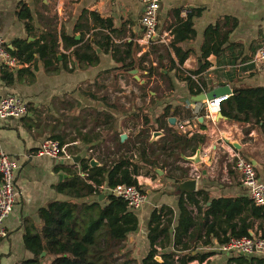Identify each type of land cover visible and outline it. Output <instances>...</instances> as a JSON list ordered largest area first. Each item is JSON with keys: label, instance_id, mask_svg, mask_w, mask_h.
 <instances>
[{"label": "crops", "instance_id": "crops-1", "mask_svg": "<svg viewBox=\"0 0 264 264\" xmlns=\"http://www.w3.org/2000/svg\"><path fill=\"white\" fill-rule=\"evenodd\" d=\"M84 13L86 19L83 18L74 31ZM142 13L143 0H0V37L9 52L16 50L17 41H25L26 44L38 41L39 45H43L44 41L50 42V36L54 35L60 56L53 65L56 68L54 73L46 72L40 60L19 64L15 70L7 69L14 73L12 85L3 81L0 68V100L16 96L28 105L26 116L0 120V151L16 167V194L13 211L4 224L7 237L0 241V264H23L33 258L25 247V233L41 229L39 211L49 204L67 202L90 207L83 213L87 218L85 222L96 214L98 208L107 205L106 193L76 198L59 189L67 188V183L75 175L84 179L79 175L83 160L89 163L94 159L99 167L111 151L124 152V148L130 146L142 129L144 116L149 122L150 138L147 143L154 150V154H147L153 159L161 146L166 144V133L169 131L187 137L193 134L202 136L204 143L197 148L200 153L198 163L187 161L186 158L193 157L195 153L190 156L186 151L185 156L178 153L182 155L179 156L182 160H168L172 168L166 166L151 170L139 166L142 170L136 179L147 195V202L134 212L138 229L128 236V250L136 248L139 240L148 244L146 226L154 209H169L174 222H177L180 196L183 195L185 200V194L201 192L207 196V202L195 196L200 211L194 204L185 202V206L197 222L204 221L207 216V226L211 230L208 232V227L202 229V239L208 242L205 247L200 244L195 246L194 242L186 240L190 248L195 247L192 254L214 253L207 258L209 264H244L242 261L238 263L236 258L244 257L247 262L252 258H264L261 255L246 257L220 253L218 247L221 244L217 242L231 235V225H235V232H238L241 220L249 225L250 237L259 236L264 230V212L256 214L247 206L230 222H225L224 215H212L206 211L218 199L250 202L238 173L233 169L235 156L251 160L258 179L264 184V135L256 125L230 122L223 116L220 118V109L210 118L205 117L204 111L198 113L195 105L199 102L191 100L187 83L179 78L187 75L198 85L203 82L205 89L202 93L223 86L229 87L231 94L240 87L264 88V64L252 63L259 42L264 40V0H160L157 34L161 42L147 47L141 43ZM91 14L109 21L110 28L95 26ZM188 17L193 23L194 36L177 44L181 53L187 55L179 66L169 45L174 37L173 29ZM217 25H220L221 32L231 30L223 51L218 56L211 54L202 59L204 34L209 27ZM99 33L109 36L115 45L124 41L138 45L140 49L136 55L149 53L152 67H160L159 75L143 78L136 70L139 82L131 73H115L116 64L111 54L101 53L100 50H97L99 61L96 66L70 71V53L75 46L64 48L62 35L72 37L76 42L81 41L78 45L81 46L87 40H99ZM62 56L67 60V69H64ZM33 58H37L36 54ZM205 63H208V68L201 74L192 76L187 73L196 71ZM173 65L182 72L172 70ZM22 68L31 69L33 79L23 74L17 76L16 72ZM142 85L147 86L148 96H144V91L140 89ZM165 108L170 115L161 119L159 116ZM98 114L101 115L98 117ZM170 118L175 119L173 124L168 122ZM105 120L109 122L105 123ZM183 124L185 132L180 129ZM154 132L162 135L151 140ZM121 135L126 136L123 141L120 140ZM84 136L90 140L86 139L88 143L81 140ZM52 139L75 150L73 157L78 158L77 163L37 156L42 142ZM117 139L120 144L126 142V146L117 147ZM230 142H236L239 149L233 148ZM163 158V155L158 157L159 165ZM183 168L188 169L186 177L181 171ZM170 175L180 181L175 182L169 178ZM188 180L196 182L193 191L178 188L179 184ZM43 253L41 258L44 260L40 264H49L51 258ZM183 254V251L177 252L178 256Z\"/></svg>", "mask_w": 264, "mask_h": 264}, {"label": "trees", "instance_id": "trees-1", "mask_svg": "<svg viewBox=\"0 0 264 264\" xmlns=\"http://www.w3.org/2000/svg\"><path fill=\"white\" fill-rule=\"evenodd\" d=\"M84 15L85 13L79 17L74 31L80 25L79 22L83 18L86 19ZM90 18L93 19L95 26L101 29L110 28L111 26L109 21L105 22L95 14H91ZM230 32V29L221 32L220 25L209 27L204 34L201 58L206 59L211 54L218 56L223 51V46ZM172 33L174 37L169 46L177 57L178 65L181 66L187 55L181 53L177 44L194 36L191 17L179 23ZM99 34V40L95 39L93 42L87 40L81 46H78L81 41L76 42L73 41L72 37L66 38L62 35L64 48L75 46L70 53V71L75 68L83 69L96 66L99 61L97 50H100L101 53L111 54L116 64L115 73L129 74L131 71L137 70L143 78H148L153 74L159 75L158 69L160 67H152L149 53L139 57L136 55L140 49L138 45L128 41L115 45L109 36L102 33ZM10 54L16 57L20 65L30 64L33 61L36 63V60H40L46 72L54 73L56 68L53 65L57 63L59 52L56 39L54 35H51L50 42L44 41L43 45H39L38 41L30 44H26L25 41H17L16 50L10 51ZM33 54H36V59L33 58ZM163 56L167 57V55ZM62 58L64 69H67V60L64 56ZM158 63L161 64L160 61ZM207 66L208 63H205L196 71L187 73L197 76L204 72L208 68ZM171 69L176 72H182L179 67L174 65ZM22 74L33 79V71L31 69L22 68L16 72L19 77ZM2 75L3 81L12 85L14 73L8 72L7 69H2ZM179 78L187 83L191 97L199 95L205 89L203 82L200 81L198 85L187 75ZM146 87V85L140 86V89L144 91V96H148ZM220 112L230 122L249 123L258 126L264 135V88L240 87L234 89L227 100L221 104ZM100 115L98 114L97 116L99 117ZM168 115H170L169 110L165 108L159 117L165 119ZM108 122L105 120V123ZM148 124L147 117L144 116L143 127L138 135L133 138L130 146H126V142L120 144L119 139H117V147L126 146L124 152L122 154H119L117 150L110 152L101 166L90 167L89 163L83 160L80 164L81 172L87 174V177L81 179L75 175L67 183V188H65L64 183V187L59 190L63 189L62 191L70 197L80 198L92 194L95 196L104 194L100 189L102 186L108 188L116 185L137 186L136 178L139 176L140 170H142L139 169V166L143 165V167H148L151 170L155 168L163 169L166 166L171 167L168 160L172 162L182 160L180 157L182 155L185 156L186 151H189L190 156H192L198 146L204 143L202 136L193 134L187 137L186 135H178L173 131H169V133H166V144L161 146V150L155 153L156 157L153 159L147 154L148 152L154 154L153 148L147 143L150 138L148 135ZM83 138L81 139L83 142L88 143L90 141L86 136ZM52 140L59 142L56 139ZM59 143L62 144L61 142ZM68 150L72 155L75 153V150L70 148ZM132 152H135V158H133ZM178 153L182 155H178ZM117 154H119L118 157H115ZM112 155L114 156L111 158ZM162 155L165 158L162 159V164L159 165L158 157ZM181 171L186 177L188 169L183 168ZM169 178H173L172 175ZM173 179L175 182L180 181L176 178ZM182 196H180L178 202L179 216L177 222H174L171 211L165 207L156 208L151 212L146 226L148 252L140 261V264H191L194 261H197L198 264L204 262L209 264L207 258L214 253H196L193 255L192 252H195V247L190 248L186 242L188 239L187 241L194 242L195 246L200 244L203 247L208 244L206 240L202 239V229L208 227L207 216H205L204 221L197 222L196 218L192 216V212L185 206V202L194 204L196 209L200 211L199 202L195 196H200L204 202H207V196L201 192L185 194V200ZM106 199L107 205L103 208H98L96 214L89 218L88 222H85L87 218L83 216V213L90 209L87 206H79L67 202H54L41 209L39 211V217L42 221L41 229L39 231L27 230L25 233V247L33 258L23 264H40L44 260V258H41L43 252L51 258L49 264H138L135 259L130 258L127 254H119L122 244L128 241V236L137 231L138 219L134 212L129 211L126 203L121 199L110 194L106 195ZM247 206H250V209L256 214L259 211L264 212V207H255L249 201L240 199H218L212 202V205L206 211L212 215L220 213L226 217L225 222H230L234 216L240 214ZM239 222L238 232H235L236 226L231 225L229 227L233 229L231 235L223 240L218 239L217 242L223 244L230 238L250 237L248 233L249 225L245 224L244 220ZM207 229L209 232L211 227ZM260 235L264 238V230L261 231ZM116 249L117 252H115ZM179 251H183L184 254L178 256L177 252ZM155 257H159L161 263L157 262ZM120 258H124V260L119 262ZM243 258H236V260L238 263L242 261L244 264H252L254 262L264 264V258H252L248 262Z\"/></svg>", "mask_w": 264, "mask_h": 264}, {"label": "built area", "instance_id": "built-area-1", "mask_svg": "<svg viewBox=\"0 0 264 264\" xmlns=\"http://www.w3.org/2000/svg\"><path fill=\"white\" fill-rule=\"evenodd\" d=\"M159 3L160 0H143V13L140 24L143 28V39L141 43L145 47L161 42L157 34ZM252 63L255 65L264 64V40L259 42L253 55ZM18 65V60L10 54L6 48L5 41L0 37V68L15 70ZM228 97L225 95L214 98L211 101L197 103L195 105L196 111L198 113L204 111L205 117L210 118L212 113L219 111L221 104ZM27 113L28 105L16 96H6L0 100V120L21 118L26 116ZM180 129L182 132H185L183 131L184 124L180 126ZM68 149L69 145L60 144L54 140H46L42 142L36 155L54 160L67 159L73 161L74 155L70 154ZM132 155L135 158V152H132ZM232 165L233 169L239 175L241 185L247 191L250 202L255 207H264V184L258 179L252 163L239 156H235ZM15 169L16 167L12 160L4 152L0 151V241L7 237V230L4 224L13 211L16 194L14 187ZM79 175L84 179L87 177V174L81 171ZM100 189L103 193L121 199L126 203L129 211L132 212L140 210L147 202V195L139 184L137 186L116 185L111 188L102 186ZM218 251L224 254L235 253L246 257L252 255L264 256V238L260 235L230 238L218 247Z\"/></svg>", "mask_w": 264, "mask_h": 264}, {"label": "water", "instance_id": "water-1", "mask_svg": "<svg viewBox=\"0 0 264 264\" xmlns=\"http://www.w3.org/2000/svg\"><path fill=\"white\" fill-rule=\"evenodd\" d=\"M78 39V38H77ZM58 58L60 59V56L58 55ZM134 78L140 82V79L139 77L137 76V71L136 70H133L130 72ZM143 83L145 84L146 81H143ZM230 96L231 95V90L229 89V87L227 86H223V87H219V88H216L208 93H202V94H199L197 96H193L191 97V100L193 102H204V101H211L212 99L214 98H219V97H222V96ZM219 117L222 118V115L221 113L219 112L218 113ZM168 122L173 124L175 122V119L174 118H170L168 119ZM162 134L160 132H154L152 133L151 135V140H156L157 137L161 136ZM126 138L125 135H121L120 136V140L123 141L124 139ZM233 148L235 149H239L238 145L236 142H230L229 143ZM187 161H190L192 163H198L200 161V153H199V149L196 150L195 154L193 157H190V158H186ZM77 160L78 158H74L73 161L75 163H77ZM250 163H252L251 160H249ZM89 165L90 167H94V166H98V163L94 160V159H91L89 161ZM160 172V171H158ZM196 185V182L195 180H188V181H185L181 184H179L178 188L181 189V190H185V191H193L194 190V187ZM103 196H101L100 198H102ZM44 254V253H43ZM155 260L159 263H161V260L159 257H155Z\"/></svg>", "mask_w": 264, "mask_h": 264}, {"label": "rangeland", "instance_id": "rangeland-1", "mask_svg": "<svg viewBox=\"0 0 264 264\" xmlns=\"http://www.w3.org/2000/svg\"><path fill=\"white\" fill-rule=\"evenodd\" d=\"M141 115L143 116L144 113L141 112ZM127 242L128 241H126L122 244L119 254H127L130 258L134 255L135 257H133V259H135L137 261V263L140 264L141 259L144 258L147 254L148 244L146 242H144L143 240H139L136 248H131V250H128L129 247H128ZM115 252H117V249L115 250ZM131 252H133V255ZM122 260H124V258H120L119 262H121Z\"/></svg>", "mask_w": 264, "mask_h": 264}]
</instances>
